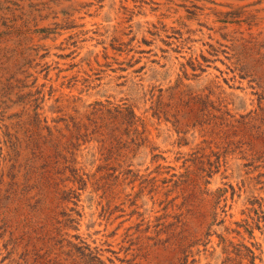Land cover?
I'll return each mask as SVG.
<instances>
[{
    "label": "rangeland",
    "instance_id": "obj_1",
    "mask_svg": "<svg viewBox=\"0 0 264 264\" xmlns=\"http://www.w3.org/2000/svg\"><path fill=\"white\" fill-rule=\"evenodd\" d=\"M0 264H264V0H0Z\"/></svg>",
    "mask_w": 264,
    "mask_h": 264
}]
</instances>
